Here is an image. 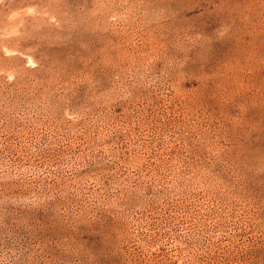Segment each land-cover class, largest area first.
<instances>
[{
  "label": "rangeland",
  "instance_id": "rangeland-1",
  "mask_svg": "<svg viewBox=\"0 0 264 264\" xmlns=\"http://www.w3.org/2000/svg\"><path fill=\"white\" fill-rule=\"evenodd\" d=\"M0 264H264V0H0Z\"/></svg>",
  "mask_w": 264,
  "mask_h": 264
}]
</instances>
